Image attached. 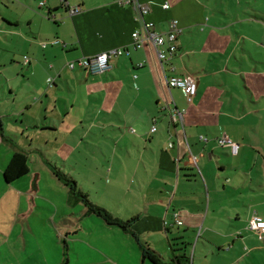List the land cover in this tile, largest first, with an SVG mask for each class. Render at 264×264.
Returning a JSON list of instances; mask_svg holds the SVG:
<instances>
[{
    "label": "crops",
    "instance_id": "crops-1",
    "mask_svg": "<svg viewBox=\"0 0 264 264\" xmlns=\"http://www.w3.org/2000/svg\"><path fill=\"white\" fill-rule=\"evenodd\" d=\"M0 1L3 76L6 81L21 78L22 87L32 82L33 90L39 93V103L31 105L26 100L24 107L17 111H6L0 106V172L15 149H25L28 156L31 154V142L23 146L12 131L19 129L23 133L34 129L39 133L40 129L42 135L37 134L38 140L44 139L48 145L51 136L46 132L60 133L66 129L73 134V148H81L82 143L85 147L91 144L87 138L95 128L106 133L96 136L97 139L108 141L105 145L109 153L105 154L110 157L103 159V164L120 165L121 168L115 169H121L118 173L122 176L127 164L130 170L128 192L141 189V195H135L140 197L134 199L135 208L130 210L134 220L129 227L155 251L159 260L154 263L143 259L136 247L137 261L140 264H170L171 244L187 254L186 234L178 227L184 226L189 233L199 226L205 196L208 199L205 218L210 206L213 212L223 207L222 199L217 198L219 173L209 171L200 176L194 166H198L207 151L211 159L217 145L231 148L239 155L245 146L243 133L244 137H249L252 135L249 126L256 129L255 124L248 126L249 119L263 122L258 116L264 110L263 100L251 98L249 101L238 75L262 77L264 72L259 70L258 64H247L244 56H241L240 69L235 66L236 62L233 64L232 54L236 53L238 45L229 28L235 26V20L209 16L203 0H141L149 5V11L143 16L119 0H43L41 5L39 1L42 0ZM164 2L168 3L167 8L162 7ZM70 7L79 9L71 14ZM223 15L229 14L223 12ZM250 16L259 19L254 14ZM173 18L181 28L176 41L178 53L164 63V70L154 46L147 40L136 42L132 32L140 30L143 21H152L155 30L165 32ZM235 33L238 39L242 35ZM225 36L231 45L224 42ZM112 47H123L128 52L113 56L111 68L104 72L87 73L77 64L68 65L71 60ZM24 56H28L27 61ZM139 62L143 65L139 66ZM170 74H190L196 78L197 91L191 102L186 100L181 89L167 84L166 75ZM253 77L245 79L253 83ZM22 99L27 98L23 96ZM34 107L35 111H28ZM176 111H183L182 120L174 118ZM11 117L13 125L17 126L15 130L6 121ZM153 125L156 129L151 131ZM224 133L238 145L236 152L231 145L218 143L217 138ZM58 138L59 135L55 140ZM257 144L253 147L258 150ZM80 151L87 161V150ZM52 154L44 152L40 158L51 163L47 156ZM27 175L32 176L27 192L37 193L40 190L35 179L38 175L30 168L23 176L12 182L5 181V184L9 186ZM11 188L9 192L21 199L23 191L17 186ZM154 189L156 193L151 192ZM149 192L152 193L150 197ZM29 193L28 198L33 199ZM252 206L251 203L248 207ZM161 207H166L164 216ZM128 215L115 214L124 221L128 220ZM253 215L264 220L260 213L253 211L241 227L219 221L221 215L208 225H204V221L202 234L207 233V237L203 241L216 247L219 255L235 250L232 259L238 264H249L248 257L257 262L258 254L254 252L263 250L260 240L264 235L248 228ZM243 229L248 233L243 234ZM123 233L130 236L129 232L123 230ZM151 237L168 244L170 251L154 248ZM131 240L135 242L134 238ZM193 259L190 258V264H194Z\"/></svg>",
    "mask_w": 264,
    "mask_h": 264
},
{
    "label": "rangeland",
    "instance_id": "rangeland-1",
    "mask_svg": "<svg viewBox=\"0 0 264 264\" xmlns=\"http://www.w3.org/2000/svg\"><path fill=\"white\" fill-rule=\"evenodd\" d=\"M203 1L207 4L209 16H220L225 21L235 20V26L229 28L232 39L238 45V50L232 54L233 64L236 62L235 66L240 69L243 62L241 56H244L247 64L252 66L258 64L259 70L264 72V0ZM223 12L229 15L225 17ZM250 14L258 16L259 19L251 18ZM235 32L242 33L239 39ZM224 42L230 43L226 36ZM3 69L0 68V83L2 82L4 86V88L0 86V106L3 110L17 111L24 107L26 100L31 105L39 103L37 99L39 93L33 90L32 82L22 87L21 78L6 81ZM238 77L243 91L247 93V99L250 101L251 98L253 100L260 98L264 103V73L262 77H253L246 73ZM247 77L250 80L253 77L254 82L248 79L246 81ZM10 89L13 92H10ZM23 96L27 99H22ZM36 107L29 108L28 111H35ZM258 116L263 122H260V119L257 121L249 119L248 126L255 124L256 131L249 126L253 136L244 137L245 132L243 133L242 141L245 146L242 147L239 155L234 154L231 148L228 150L217 145L216 153L211 159L207 151L198 163L199 167L194 166L199 175L209 171L219 173L220 192L217 198L222 199L223 205L217 207L216 212H213L210 206L205 218L208 206V199L205 196L199 226L189 233L185 232L184 226L178 227L180 232L186 234L185 250L189 258H194V264H238L232 259L233 255H236L235 250L229 254L222 252L219 255L216 247L203 241L207 237V233L202 234L204 221V225H208L221 215L219 221L235 223L241 227L244 222H248L247 217L253 211L260 213L264 218V110ZM22 117L26 118V116ZM12 119L11 117L6 121L9 122V127L15 130L17 126L13 125ZM65 130L60 133L46 132L51 136L48 145L44 139L38 140L37 134L42 135L40 129H38L39 133H35L34 129L23 133L19 129L12 131L14 138L23 146L31 142L28 165L31 172L38 175L35 179L40 190L37 193L30 192L33 199L28 198L31 175L20 178L8 186L5 184L3 171L0 172V264H62L66 258L68 264H140L136 259L137 246L133 244L135 242L131 240L132 238L124 234L118 225H108L102 215L97 214L90 204L84 201L69 203L68 187L52 171V168L63 170L66 176H72L73 180H77L78 190L86 194L93 205L105 209L114 216L116 213L129 214V219L134 216L130 210L135 208L134 199L140 198L135 195L137 193L141 195V189L128 192L130 184L128 165H125L126 170H122L121 173L124 174L122 176L118 173L121 169L118 168V171L115 169L120 165L103 164V159L110 157L105 154L107 151L109 153L105 145L108 141L104 142L101 137L98 139L97 137L106 133L93 128L87 138L91 144L85 147V143H82L81 148H73V134ZM58 135L57 141L55 137ZM29 138L32 141L28 140ZM256 143L259 146L258 150L253 147ZM80 149L87 150V161ZM44 152L53 153L47 156L51 163L43 162L40 158L41 153ZM47 164H51L52 167ZM224 184H226L225 189ZM16 186L23 191L21 199L13 192H9L10 187L15 189ZM155 191L157 189L151 190L156 193ZM151 192L148 193V197ZM251 203L253 206L248 207ZM137 208L143 209V207ZM165 209L166 207H161L162 216L166 212ZM219 225L224 224L219 223ZM241 232L248 233L244 229ZM199 235H201L200 239ZM152 242L157 250L170 251L168 244L164 245L154 237ZM260 242L264 247V239ZM195 244H197L196 250ZM254 254H258V261H252V258L248 257L247 262L264 264V248L255 251ZM167 256L168 253L165 257ZM240 264L245 263L240 262Z\"/></svg>",
    "mask_w": 264,
    "mask_h": 264
},
{
    "label": "built area",
    "instance_id": "built-area-1",
    "mask_svg": "<svg viewBox=\"0 0 264 264\" xmlns=\"http://www.w3.org/2000/svg\"><path fill=\"white\" fill-rule=\"evenodd\" d=\"M122 4L129 5L133 9L137 10L140 15H144L149 11L148 3H144L141 0H119ZM40 1V5L43 4ZM169 5L167 2L162 3L163 8H167ZM79 7H70L69 12L72 14L76 12ZM154 22L143 21L141 29H136L132 32V37L138 43H142L144 40L149 41L155 48L158 60L165 70L164 63L171 61V59L178 53V45L176 43L177 36L181 31V28L177 25V19L173 18L169 22V29L165 32L157 31L153 28ZM128 52L123 47H112L98 53L81 57L76 61L71 60L68 62L70 67H74L76 64L85 69L87 73H101L111 68V58L113 56L121 55L123 52ZM25 61L28 60V56L23 57ZM139 66L143 65V62L138 63ZM173 69V67H172ZM48 81L52 82V78H48ZM167 84L170 87L181 89L188 102L192 101V98L197 91V80L190 74H170L166 75ZM183 111H176L174 118L182 120ZM156 129L155 125L151 127V131ZM220 145H231L233 151H237V144H235L228 135L225 133L217 138ZM181 223V221H177ZM248 228L257 231L260 235H264V220L260 217L253 215L248 223Z\"/></svg>",
    "mask_w": 264,
    "mask_h": 264
},
{
    "label": "trees",
    "instance_id": "trees-1",
    "mask_svg": "<svg viewBox=\"0 0 264 264\" xmlns=\"http://www.w3.org/2000/svg\"><path fill=\"white\" fill-rule=\"evenodd\" d=\"M29 156L28 151L25 149H15L9 162L3 169V177L6 182H12L13 180L23 176L29 171ZM53 173L56 177L62 181L64 185L68 187V201L74 203L77 201H84L86 204H90L93 210L97 214L102 215V217L109 224H116L121 227L125 232H129L130 236L135 239L136 245L139 249L141 257L143 259H148L151 262L158 263L159 257L155 254V251L150 248V246L143 240H141L135 232L130 229V223L134 220V217L129 218L128 220H121L118 217L112 215L110 212L105 209L93 205L86 197L82 191L78 190L77 183L75 180L66 176L62 171L56 168H52ZM171 258L170 264H190L189 256L182 250L177 249L171 244ZM62 264H67V258L63 260Z\"/></svg>",
    "mask_w": 264,
    "mask_h": 264
}]
</instances>
